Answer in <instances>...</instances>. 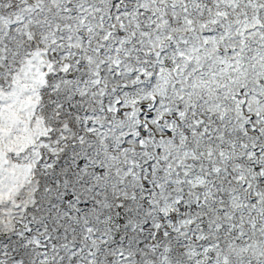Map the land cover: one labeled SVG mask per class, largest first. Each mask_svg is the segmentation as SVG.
<instances>
[{
  "label": "snow or ice",
  "instance_id": "obj_1",
  "mask_svg": "<svg viewBox=\"0 0 264 264\" xmlns=\"http://www.w3.org/2000/svg\"><path fill=\"white\" fill-rule=\"evenodd\" d=\"M0 264H264V0H0Z\"/></svg>",
  "mask_w": 264,
  "mask_h": 264
}]
</instances>
